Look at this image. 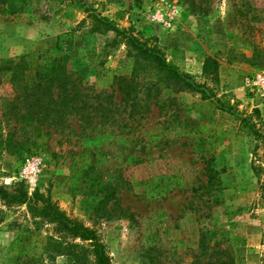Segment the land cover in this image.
Returning <instances> with one entry per match:
<instances>
[{
  "label": "rangeland",
  "instance_id": "374dc122",
  "mask_svg": "<svg viewBox=\"0 0 264 264\" xmlns=\"http://www.w3.org/2000/svg\"><path fill=\"white\" fill-rule=\"evenodd\" d=\"M76 2L84 8L68 5ZM93 16L161 49L197 89L173 90L146 62L133 100L117 85H98L96 68H122L128 46L113 30L96 31ZM64 33L72 43L59 50ZM31 51L66 54L81 81L102 92L85 108H98L89 122L72 111L41 137L34 123L12 117L20 83L11 67ZM0 68V186L26 191L25 202L0 197V264H93L85 241L57 231L34 208L41 205L35 191L93 229L112 264H264V105L244 85L264 69V0H7ZM83 149L93 151L94 168L78 186L94 178L115 192L99 209L104 190L72 194L67 184ZM27 156L42 161L35 186L19 176ZM162 176H173L172 186L151 198L143 181ZM25 228L35 231L37 257L17 259L10 244ZM52 236L62 243L45 251Z\"/></svg>",
  "mask_w": 264,
  "mask_h": 264
},
{
  "label": "trees",
  "instance_id": "16d2710c",
  "mask_svg": "<svg viewBox=\"0 0 264 264\" xmlns=\"http://www.w3.org/2000/svg\"><path fill=\"white\" fill-rule=\"evenodd\" d=\"M6 1L7 0H0V5L5 4ZM68 5L84 8L83 4L78 2ZM93 17L97 19L96 31L113 30L118 36L120 35L125 39L124 41L128 46L126 61L122 68L106 70L103 68V64L100 65V68H96L95 78L98 85H117L118 90L126 101L133 100L138 96L135 94V76L142 63L146 62L149 66L156 68L160 72L162 78L167 80L169 86L173 90L185 91L197 89L198 85L190 81L185 74L179 72L170 61L166 60L161 49L156 46H149L137 36L127 33L125 30L118 29L106 18ZM71 43L72 38L69 34H60L57 39V49L61 50L64 47L69 48ZM93 55L99 56L100 54ZM11 69L10 79L12 81H18L20 87H18V93L11 102L12 108L9 109V112H11L13 118H20L26 125L34 123L38 130V135L41 137L49 136L50 132L46 127L52 126L55 128L64 125L66 115L70 114L72 111L78 113L85 122H89L92 119V111H95V113L97 112V107L92 111H87L85 108L88 107L90 98H96L100 103L102 92L100 90H95L94 86L86 85L81 81L76 72L68 66L66 54L56 56L51 53L47 54V52H27L21 56L19 62L11 67ZM124 72L128 73L125 74ZM154 83L155 82L149 85V91L154 87ZM1 84L2 79L0 77V86ZM91 91L95 93L91 94ZM204 98L208 99L209 102L207 103L213 104L215 108H224V105L217 104L216 101L211 100L209 97ZM204 109H206L205 104H198L196 106L197 111H204ZM210 110H212L210 111L211 113L214 108L212 107ZM210 113H208V115H211ZM2 133L3 128L0 127V136ZM89 154H91V156H89ZM78 155L80 156V164L75 165L73 172L68 176V187L72 194L86 193L89 189L91 190L93 186L97 187L98 192L104 190V199L100 202L99 209L101 204L115 198V192L109 190L99 179L94 178H88L85 190H83L81 186H78L82 178L84 176H89L90 171L94 168L92 163V155H94V153L90 149H83L78 152ZM76 161L77 160H74V162ZM168 178L169 179L162 176L144 180L143 185L146 187L147 195L151 198L162 195L166 189L172 186L173 182L170 179L173 178V176ZM213 179L214 177L210 175V184L213 183ZM151 181L154 182L152 186L149 185ZM21 185L24 189L23 184ZM176 185L179 186L180 183H176ZM24 190H21L19 193H12L5 187L0 186V197L5 199L8 203L25 202L26 191ZM39 197L40 200H38ZM36 201H40L41 205L39 208L34 205V208L36 210L38 209L49 222L53 223L57 231L64 235L79 238L87 243L89 252L93 257V264H112L104 244L99 240L93 229L84 226L81 222L67 218L54 204H51L48 200H44L37 191L34 193V202ZM105 215L109 217L110 214L107 213ZM34 232L35 231L32 229L25 228L21 230L11 242L10 247L18 249L16 255L17 259L23 257L27 259L30 257H37L36 250L39 248V245ZM60 243H62L61 240L53 236L48 237L43 248L45 251H49V249L57 251V247ZM70 245L75 246L73 244ZM230 261L231 260H228L223 263L231 264Z\"/></svg>",
  "mask_w": 264,
  "mask_h": 264
},
{
  "label": "built area",
  "instance_id": "2783aa9c",
  "mask_svg": "<svg viewBox=\"0 0 264 264\" xmlns=\"http://www.w3.org/2000/svg\"><path fill=\"white\" fill-rule=\"evenodd\" d=\"M244 85L248 94L259 100L260 105H264V69L247 76ZM41 171V159L36 156H27L20 167L19 176L21 180L25 179L31 186H35Z\"/></svg>",
  "mask_w": 264,
  "mask_h": 264
}]
</instances>
